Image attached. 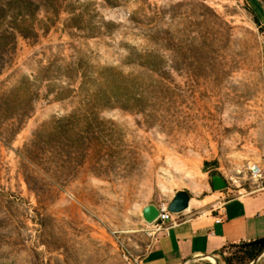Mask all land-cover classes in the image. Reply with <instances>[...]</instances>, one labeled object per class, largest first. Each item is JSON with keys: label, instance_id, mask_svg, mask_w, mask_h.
Here are the masks:
<instances>
[{"label": "rangeland", "instance_id": "374dc122", "mask_svg": "<svg viewBox=\"0 0 264 264\" xmlns=\"http://www.w3.org/2000/svg\"><path fill=\"white\" fill-rule=\"evenodd\" d=\"M29 1L0 0V264H129L159 203L214 216L263 188L254 3ZM112 90L130 110L103 111L100 127L45 126ZM239 253L197 264H264Z\"/></svg>", "mask_w": 264, "mask_h": 264}, {"label": "crops", "instance_id": "0c3cea01", "mask_svg": "<svg viewBox=\"0 0 264 264\" xmlns=\"http://www.w3.org/2000/svg\"><path fill=\"white\" fill-rule=\"evenodd\" d=\"M264 25V0H244ZM255 9L258 11H255ZM263 188L248 196L225 202L224 222L217 223L215 215L188 218L187 209L176 217L185 216L169 229V234L146 235L148 243L135 250L139 264H197L214 258L229 244L252 241L264 237V181Z\"/></svg>", "mask_w": 264, "mask_h": 264}, {"label": "trees", "instance_id": "16d2710c", "mask_svg": "<svg viewBox=\"0 0 264 264\" xmlns=\"http://www.w3.org/2000/svg\"><path fill=\"white\" fill-rule=\"evenodd\" d=\"M27 3H31L29 0H25ZM256 23L260 26L261 22L256 16ZM21 36L26 38V35L24 33H19ZM14 37H17L18 33H13ZM152 54H147L145 58L150 59ZM107 70L114 71L112 68H107ZM54 92V91H49ZM47 93L45 97H48L50 93ZM53 99L51 102H58L63 101L67 97L64 93H56L53 95ZM69 96V95H68ZM133 100V95L130 94L127 97V102H131ZM91 111H86L84 114H78L77 111H73L70 114L62 115L60 117H55L54 121H51L49 123H45V126L51 125L50 127H47L51 132H54L56 130V126L53 127L54 123L55 125L61 124L65 121L71 122L73 119L74 121V127H100L104 124L103 118L101 117V113L105 110H112L115 108H122L126 110H130V107L127 105H124L121 103V99H119V96L115 93L114 90L107 91L106 94L102 97H99V99H95L92 101L91 104ZM73 126V123H71ZM229 248H235L239 250V259L241 261H247V262H253L256 259H258L263 253H264V237L258 238L256 240L252 241H243L241 243L237 244H229L225 246L223 249H221L218 253L224 254V252ZM232 258L233 257H225V260L228 264H232Z\"/></svg>", "mask_w": 264, "mask_h": 264}, {"label": "built area", "instance_id": "2783aa9c", "mask_svg": "<svg viewBox=\"0 0 264 264\" xmlns=\"http://www.w3.org/2000/svg\"><path fill=\"white\" fill-rule=\"evenodd\" d=\"M253 175L255 177H261L263 179V168L260 165H254L252 169ZM263 176V177H262ZM258 178V179H261ZM216 215L215 220L217 223L224 222L225 218V203L218 206L217 209H215ZM178 212H175L172 210V204L167 202H161L157 206L156 214L157 217L154 220L152 225V231L154 235H159L161 233L169 234V229L175 225L179 220H182L185 216H179L176 217V214ZM124 254L127 256V259L129 260V264H139L138 258L131 253L129 250H125Z\"/></svg>", "mask_w": 264, "mask_h": 264}, {"label": "water", "instance_id": "95a60500", "mask_svg": "<svg viewBox=\"0 0 264 264\" xmlns=\"http://www.w3.org/2000/svg\"><path fill=\"white\" fill-rule=\"evenodd\" d=\"M186 206L187 204H186L185 199H182L174 203V205L172 206V210L175 212H180L186 209Z\"/></svg>", "mask_w": 264, "mask_h": 264}, {"label": "bare ground", "instance_id": "6f19581e", "mask_svg": "<svg viewBox=\"0 0 264 264\" xmlns=\"http://www.w3.org/2000/svg\"><path fill=\"white\" fill-rule=\"evenodd\" d=\"M260 166H261V165H260ZM253 167H254V166H253ZM253 167L250 168L252 175H253V172H252ZM261 167H262V166H261ZM262 168H263V176H264V167H262ZM263 176H262V177H263ZM253 177L256 178V179L261 178V177H255L254 175H253ZM263 179H264V177H263ZM263 179L261 178V180H263ZM173 205H174V203H172V206H173ZM156 210H157V209H156ZM184 210H185V209H184ZM214 261H215V260H214Z\"/></svg>", "mask_w": 264, "mask_h": 264}]
</instances>
